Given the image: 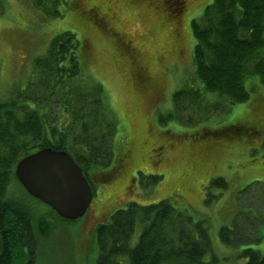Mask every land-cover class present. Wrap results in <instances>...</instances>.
<instances>
[{"label": "rangeland", "instance_id": "1", "mask_svg": "<svg viewBox=\"0 0 264 264\" xmlns=\"http://www.w3.org/2000/svg\"><path fill=\"white\" fill-rule=\"evenodd\" d=\"M64 1L0 0V101H17L21 88L30 94L36 83L27 82L36 73V58L46 53L56 33L71 29L81 39L86 78L102 83L117 131L113 135L102 126L97 133L98 144L112 146V158L106 166L89 168L93 195L82 216L62 218L43 201L18 191L34 206L32 264H95L97 227L117 208L160 199L173 206L156 242L162 251L192 243L205 249L203 262L218 264L245 263L248 248L264 253V83L248 76L246 100L216 112L208 105L198 111L197 102L175 118L173 94L196 82L192 24L211 0H185L180 12L175 0L168 7L162 0ZM204 98L208 103L217 99L213 93ZM10 108L0 126L9 120L14 130ZM18 111L15 116H23ZM143 220L140 215L134 222L128 245L147 225ZM224 226L232 229L223 233L228 241L220 235ZM16 252L13 264H23L26 255ZM113 258L127 263L126 254ZM182 261L168 259L166 264Z\"/></svg>", "mask_w": 264, "mask_h": 264}, {"label": "trees", "instance_id": "2", "mask_svg": "<svg viewBox=\"0 0 264 264\" xmlns=\"http://www.w3.org/2000/svg\"><path fill=\"white\" fill-rule=\"evenodd\" d=\"M59 6L54 9L57 16L62 14ZM192 28L196 39L192 50L196 82L188 83L184 92L182 88L173 94L177 119H181L180 111L197 105V102L198 111L208 105L216 112L246 100L249 91L244 80L248 76L264 83V0H211L201 16L193 21ZM80 47L81 39L73 30L63 29L56 33L46 53L36 58V73L27 82L36 83L30 94H27L29 89L21 88L24 92L18 94L17 101H0V117L7 118L11 107L10 121H16L14 130L10 129L9 120L0 126V197L14 176L15 163L36 148L66 149L83 168L85 175H88L89 168L106 166L112 158V146L98 144L97 133H101L100 127L104 126V130L114 135L117 119L107 106L102 83L86 78ZM250 81L256 82V79ZM207 93H213L217 99L208 103L204 98ZM183 97H191L193 103H184ZM20 107L23 116L17 117ZM230 126L237 130V126ZM109 133L103 131L104 136ZM18 145H21L22 152L17 153ZM14 154L16 157L11 158ZM5 206L4 211H11L12 207L16 209V204L10 201L5 202ZM172 209L173 206L165 199L139 206L131 203L115 209L107 223L97 227L95 264H123L113 258L116 253L126 254V264H166L168 259L177 258L183 260V264H218L216 260L203 262L205 249L200 245L189 243L179 247L182 246L180 242V245H172L179 248L173 251L171 247L173 252L167 251V247L164 251L158 247V235L162 233L170 213L173 214ZM140 215L145 219L141 222L148 223L146 226L143 224L144 229L139 232L137 241L128 245L134 222L140 219ZM10 225V236L0 251V264L15 263L18 249L26 255L22 263L32 264L36 240L30 212L25 211L19 224L12 220ZM226 229L232 230L224 226L220 235L228 241V235H223ZM256 240H259V232ZM245 257L247 260L243 264H264V253L256 249L248 248Z\"/></svg>", "mask_w": 264, "mask_h": 264}, {"label": "water", "instance_id": "3", "mask_svg": "<svg viewBox=\"0 0 264 264\" xmlns=\"http://www.w3.org/2000/svg\"><path fill=\"white\" fill-rule=\"evenodd\" d=\"M15 175L29 194L64 218L82 216L93 195L83 168L65 149L37 148L17 161Z\"/></svg>", "mask_w": 264, "mask_h": 264}, {"label": "flooded vegetation", "instance_id": "4", "mask_svg": "<svg viewBox=\"0 0 264 264\" xmlns=\"http://www.w3.org/2000/svg\"><path fill=\"white\" fill-rule=\"evenodd\" d=\"M175 1H177V3H178L177 8L179 7L178 12H180V8L184 7L185 0H175ZM162 2L164 5H166V7H168L169 0H162ZM168 14L172 15L169 12H168ZM172 16H174V15H172ZM175 22L178 24L179 19L176 18ZM136 76L139 79H143L142 75H140L139 73H136ZM86 177L91 184V179L89 178V175H86ZM9 182L10 183L7 186V191L5 190V193L2 192V197H0L2 199V202L0 203V251H1V248H3V246H4V243H6L7 237L10 236L11 231L9 229H11V227H12L10 225L11 221L17 220V224H19L21 219L24 218L26 210L30 212V219H32L30 209H34L33 208L34 206L31 203L29 204L27 202V200L24 199V197H22V196H20V194H18V191L20 190V188L22 190H24L25 192H27V191L24 188V186L20 183L17 176L15 175V166H14V176L11 177ZM27 194H29V193L27 192ZM29 195H31V194H29ZM8 201L15 203L16 209H14V207H12L13 210H11V211L5 210L4 211L3 209L7 208L5 206V202L8 203ZM14 215H16V217ZM245 258L247 260V257H245Z\"/></svg>", "mask_w": 264, "mask_h": 264}]
</instances>
